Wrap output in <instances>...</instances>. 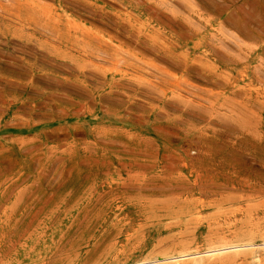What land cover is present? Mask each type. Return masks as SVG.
Here are the masks:
<instances>
[{
  "label": "rangeland",
  "instance_id": "374dc122",
  "mask_svg": "<svg viewBox=\"0 0 264 264\" xmlns=\"http://www.w3.org/2000/svg\"><path fill=\"white\" fill-rule=\"evenodd\" d=\"M0 264H264V0H0Z\"/></svg>",
  "mask_w": 264,
  "mask_h": 264
}]
</instances>
